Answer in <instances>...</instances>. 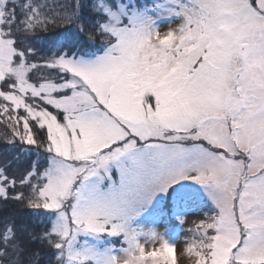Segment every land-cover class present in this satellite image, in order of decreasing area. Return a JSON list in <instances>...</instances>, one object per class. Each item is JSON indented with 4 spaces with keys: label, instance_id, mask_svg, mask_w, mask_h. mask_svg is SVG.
<instances>
[{
    "label": "snow or ice",
    "instance_id": "snow-or-ice-1",
    "mask_svg": "<svg viewBox=\"0 0 264 264\" xmlns=\"http://www.w3.org/2000/svg\"><path fill=\"white\" fill-rule=\"evenodd\" d=\"M0 125V264H176L185 181L193 264H264V0H0Z\"/></svg>",
    "mask_w": 264,
    "mask_h": 264
},
{
    "label": "rangeland",
    "instance_id": "rangeland-1",
    "mask_svg": "<svg viewBox=\"0 0 264 264\" xmlns=\"http://www.w3.org/2000/svg\"><path fill=\"white\" fill-rule=\"evenodd\" d=\"M144 1L151 2L150 5L155 2V0H139V2ZM162 28L166 30L167 25H163ZM52 35L53 33H50L45 36L48 38L52 37ZM10 152L7 151L6 155H9ZM116 175L117 172L113 168L112 176L115 177ZM107 184L108 181H104L102 187L106 188ZM184 185L183 188L177 185L174 189H169L168 193L158 194L151 206L137 218L136 223L141 225L144 230L158 231L170 243L176 245L173 253L176 264H193V258L186 251L187 244L194 239V229L198 221L204 218L206 213L215 211V206L203 186L194 184L191 181H185ZM186 198L189 199V202L186 205L184 204V207H180V202ZM174 215H176L177 219L174 218ZM177 223L180 224L179 230L176 235H173L172 232ZM81 239L88 240L101 249L108 244L119 243L116 238L97 240L92 237H81Z\"/></svg>",
    "mask_w": 264,
    "mask_h": 264
},
{
    "label": "trees",
    "instance_id": "trees-1",
    "mask_svg": "<svg viewBox=\"0 0 264 264\" xmlns=\"http://www.w3.org/2000/svg\"><path fill=\"white\" fill-rule=\"evenodd\" d=\"M61 2H64V0H61ZM140 3L143 5H150L151 4V2H146V1L140 2ZM57 31H60V30H57ZM46 34H50V33H46ZM54 35H55V33H53L52 36H54ZM47 36H45V37H47ZM4 136H5V129H4L3 125H0V156H4V155H6L7 151H11L9 145L6 143ZM11 154L12 153L10 152L9 155H11ZM13 211H14V208L12 206H8L7 210L0 211V216L9 215Z\"/></svg>",
    "mask_w": 264,
    "mask_h": 264
}]
</instances>
